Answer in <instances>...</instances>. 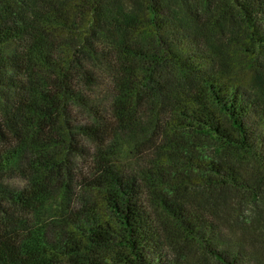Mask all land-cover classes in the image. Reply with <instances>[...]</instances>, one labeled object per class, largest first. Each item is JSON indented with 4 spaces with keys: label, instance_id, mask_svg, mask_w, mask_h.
<instances>
[{
    "label": "trees",
    "instance_id": "16d2710c",
    "mask_svg": "<svg viewBox=\"0 0 264 264\" xmlns=\"http://www.w3.org/2000/svg\"><path fill=\"white\" fill-rule=\"evenodd\" d=\"M263 226L264 0H0V264H264Z\"/></svg>",
    "mask_w": 264,
    "mask_h": 264
},
{
    "label": "rangeland",
    "instance_id": "374dc122",
    "mask_svg": "<svg viewBox=\"0 0 264 264\" xmlns=\"http://www.w3.org/2000/svg\"><path fill=\"white\" fill-rule=\"evenodd\" d=\"M103 212H104V210H102ZM249 229H253V228H255V227H252V226H247ZM261 228H263V231H264V226L263 227H261ZM244 233V235L246 236V234H245V232H243ZM228 237L229 238H235L234 237V235H232V234H230V233H228ZM236 237H238V238H240L241 237V235L240 234H238V235H236Z\"/></svg>",
    "mask_w": 264,
    "mask_h": 264
}]
</instances>
